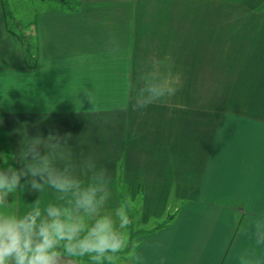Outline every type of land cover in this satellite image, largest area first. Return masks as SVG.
Segmentation results:
<instances>
[{
    "label": "crops",
    "instance_id": "obj_1",
    "mask_svg": "<svg viewBox=\"0 0 264 264\" xmlns=\"http://www.w3.org/2000/svg\"><path fill=\"white\" fill-rule=\"evenodd\" d=\"M69 2L34 16L28 65L0 0V169L27 173L0 212L74 213L28 171L47 167L99 188L102 213L168 217L129 264H264V0ZM167 79L173 97L133 109Z\"/></svg>",
    "mask_w": 264,
    "mask_h": 264
},
{
    "label": "clouds",
    "instance_id": "obj_2",
    "mask_svg": "<svg viewBox=\"0 0 264 264\" xmlns=\"http://www.w3.org/2000/svg\"><path fill=\"white\" fill-rule=\"evenodd\" d=\"M177 91L178 87L172 79L148 84L140 90V98L133 105V109L142 110L150 104L166 102ZM85 93L90 99L91 93L87 91ZM29 154L33 160L42 159L38 152L30 151ZM28 171L33 177L39 175L45 184L58 192L71 191L75 197L73 209L76 218L73 220L72 217H68L73 222H66L61 218L62 210L53 205H49L45 210L46 218H41L38 201L35 202L34 210L22 218L0 212V264H63L66 257L85 256H88L93 264H100L102 259L112 261L117 253L127 247L114 221L101 214L107 197L98 195L99 188L89 187L81 191L78 181L47 167L32 166ZM26 174L17 172L11 167L7 170L0 169V209L8 207L10 203L8 197L17 191L21 175ZM30 183L33 189L43 187L35 179ZM129 202L131 203V200ZM129 210L126 206L117 212L120 229L128 228L133 223ZM81 211L89 219L95 217L94 223L82 236L85 225L82 222L83 218L79 216ZM61 242H65L63 252L66 255L56 251Z\"/></svg>",
    "mask_w": 264,
    "mask_h": 264
},
{
    "label": "rangeland",
    "instance_id": "obj_3",
    "mask_svg": "<svg viewBox=\"0 0 264 264\" xmlns=\"http://www.w3.org/2000/svg\"><path fill=\"white\" fill-rule=\"evenodd\" d=\"M65 0H7V8L9 11V23L12 26V28L22 37L25 38V40L30 44L31 40L33 38V30H34V21H35V15L37 12L49 9V8H65V6L68 4L70 5L72 2L64 3ZM67 5V6H68ZM32 44V43H31ZM135 210V209H134ZM118 211H105L101 212L102 215L110 217L114 223L117 225V231L120 232L122 235V238L126 242L127 247H125L121 252L117 253L112 261L104 260L102 259L100 261L101 264H129L130 258H132V255H135V252L137 251V246L140 245V242L137 240L140 235H145L147 233H150L151 230H157L162 229L164 227L165 221L167 218L165 217L164 220H162L161 224L158 226H144V225H137L135 222V217L133 220V223L128 226V228L120 229L118 227L119 225V217L117 216ZM135 211H129V214L132 218ZM79 216L83 218V223L85 225L84 232L81 233V236L85 234L87 231V228L91 226L92 223L95 221V217L89 219L85 214H80ZM62 217L65 219L68 217H72L73 220L76 218V213H67L64 214ZM69 220V219H68ZM69 222H73L72 220H69ZM164 222V223H163ZM65 242H61L60 246L56 249L61 255H66L63 252V244ZM127 249V250H126ZM63 264H93V261L88 257H66Z\"/></svg>",
    "mask_w": 264,
    "mask_h": 264
},
{
    "label": "trees",
    "instance_id": "obj_4",
    "mask_svg": "<svg viewBox=\"0 0 264 264\" xmlns=\"http://www.w3.org/2000/svg\"><path fill=\"white\" fill-rule=\"evenodd\" d=\"M64 3H68V0H65V2ZM68 5V4H67ZM66 5V6H67ZM65 6V7H66ZM21 41H22V44H23V46L25 47V53H26V59H27V64L28 65H31L32 64V59H33V57H35L34 56V51L32 50V46H31V44H29V45H27V43H25L24 41H23V39L21 38L20 39ZM27 42V41H26ZM121 197H123V194H121Z\"/></svg>",
    "mask_w": 264,
    "mask_h": 264
}]
</instances>
